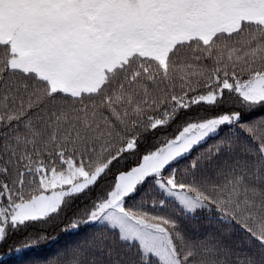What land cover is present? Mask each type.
Masks as SVG:
<instances>
[{
  "label": "trees",
  "instance_id": "trees-1",
  "mask_svg": "<svg viewBox=\"0 0 264 264\" xmlns=\"http://www.w3.org/2000/svg\"><path fill=\"white\" fill-rule=\"evenodd\" d=\"M9 59L0 44V264H157L87 219L119 175L145 162L152 170L149 155L185 126L235 114L157 174L142 173L123 209L162 226L180 264H264V208L252 201L264 195V99L246 101L228 86L264 72V24L180 42L164 64L133 56L79 97L51 90ZM126 71L134 77L121 79ZM67 161L103 169L56 210L13 222L17 206L43 194L40 178ZM169 178L197 199L193 213L164 198L156 182Z\"/></svg>",
  "mask_w": 264,
  "mask_h": 264
},
{
  "label": "rangeland",
  "instance_id": "rangeland-1",
  "mask_svg": "<svg viewBox=\"0 0 264 264\" xmlns=\"http://www.w3.org/2000/svg\"><path fill=\"white\" fill-rule=\"evenodd\" d=\"M241 22L264 24V0H0V44L8 46L11 68L33 72L51 90L73 97L96 91L110 72L133 56L164 64L180 42L198 38L207 43L218 31H233ZM184 49L177 52L185 53ZM127 77H134L133 72L120 74L121 79ZM228 86L246 101L264 99V72L251 73L247 81ZM235 118L223 116L185 126L152 151L147 159L152 170L145 162L119 175L109 198L87 221L115 230L120 239L135 244L144 258L157 264H180L166 230L132 218L123 209V198L135 190L142 173L157 174ZM260 157L264 160V148ZM102 169L86 171L67 161L40 178L43 194L32 203L17 206L12 221L56 210L64 196L81 192ZM156 185L184 213L197 209V199L177 188L172 178L159 179ZM252 201L259 212L264 208V195L254 196ZM32 208L40 213H33ZM5 219L0 208V220Z\"/></svg>",
  "mask_w": 264,
  "mask_h": 264
},
{
  "label": "bare ground",
  "instance_id": "bare-ground-1",
  "mask_svg": "<svg viewBox=\"0 0 264 264\" xmlns=\"http://www.w3.org/2000/svg\"><path fill=\"white\" fill-rule=\"evenodd\" d=\"M31 211L35 214H39L40 211L37 208H32Z\"/></svg>",
  "mask_w": 264,
  "mask_h": 264
}]
</instances>
